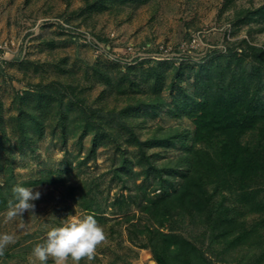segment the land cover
I'll list each match as a JSON object with an SVG mask.
<instances>
[{
	"label": "rangeland",
	"instance_id": "obj_1",
	"mask_svg": "<svg viewBox=\"0 0 264 264\" xmlns=\"http://www.w3.org/2000/svg\"><path fill=\"white\" fill-rule=\"evenodd\" d=\"M85 3L0 0V44L6 47L0 60V115L6 130L5 135L0 133V185L9 171L15 183L42 181L29 186L41 193L33 202L36 216L25 212L8 221V208L0 210V234L15 236L0 256V264H39L32 250L45 241L47 232L61 226L69 215L87 214L95 216L108 239L91 262L81 264H155L147 249L127 238L131 223L150 225L138 205L144 195L158 191L155 174L139 158L137 142L158 127L184 128L192 134L191 118L171 116L168 106L175 97L183 110L193 98L196 78H205L203 70L216 62L238 93L256 91L264 103V66L246 55V45L264 51V0H128L81 12ZM128 47L134 51L145 47L152 53L161 50L165 60L154 69L135 64L128 72L125 64L136 54H130ZM180 69L183 73L177 81ZM95 70L104 71L111 83L107 85ZM55 82L71 87L60 96L65 135L52 111L44 118L41 135L32 128L31 142L20 139L10 120L16 115L19 97ZM157 96L167 106L146 104ZM129 105L132 108L123 111ZM190 107L184 113L191 114L194 104ZM100 125L112 127L114 138L98 133V146L91 152L92 137ZM154 143L147 154L157 164L180 153ZM122 155L130 160L132 171L120 166ZM259 199L264 200V190ZM263 215L246 214V225ZM171 230L209 253L203 228L185 221ZM245 254L237 250L225 253V258L228 264H236Z\"/></svg>",
	"mask_w": 264,
	"mask_h": 264
},
{
	"label": "trees",
	"instance_id": "obj_2",
	"mask_svg": "<svg viewBox=\"0 0 264 264\" xmlns=\"http://www.w3.org/2000/svg\"><path fill=\"white\" fill-rule=\"evenodd\" d=\"M114 1L123 3L128 0H85L81 12L93 8L106 9ZM241 42L247 43L246 40ZM246 46V55L259 66H264V51L256 46ZM146 51L151 52L149 49ZM164 60L135 58L125 65L128 72L135 64H146L149 69H154L156 64ZM207 70H203L207 74L205 78H196L193 98L183 110L176 104L175 97L171 106H168L171 116L185 114L191 118L192 134L184 128L158 127L149 138L137 142L139 158L144 163L143 167L155 174L158 191L154 196L144 195L138 205L139 211L150 220V225L137 226L131 223L127 238L147 249L155 264H228L225 253L237 250H245L247 254L237 258L239 263L236 264H263L264 200L259 199V195L260 190H264V103L259 102L256 91L251 94L248 91L245 94L238 93L220 63L216 62ZM182 71L180 69L176 73L177 81L181 79ZM95 72L107 85L111 83V78L104 71ZM155 77L158 80L160 74L156 73ZM35 88V91H25L19 97L16 115L10 118L15 123L20 139L31 142L34 137L32 128L41 135L44 118L52 111L58 115V124L62 126L64 136L65 117L60 96L62 90L71 87L55 82L45 88ZM28 95L35 99L30 101L25 97ZM153 102L157 106H167L160 96L146 104L153 106ZM193 104L192 113H184ZM131 108L129 105L123 111ZM86 117L89 119L88 115ZM122 117L130 125L129 120ZM4 121L0 115V133L3 135L6 134ZM98 127L92 137L91 152L98 146V133L107 136L114 133L110 126ZM152 141L165 149L177 148L180 153L173 159L157 164L147 154ZM142 162L139 161V164ZM120 166L123 170L132 171L130 160L124 155L120 159ZM118 170L116 174H120ZM41 182L37 179L15 183L9 171L0 185V210L5 209L12 198L13 186L29 187ZM230 200L232 203L228 204ZM250 213L263 216L258 222L247 226L245 217ZM125 221L131 222L130 218H125ZM185 221L203 228L209 253L171 230L176 224ZM166 226L171 229L166 231ZM255 250H259L256 255L253 253Z\"/></svg>",
	"mask_w": 264,
	"mask_h": 264
},
{
	"label": "clouds",
	"instance_id": "obj_3",
	"mask_svg": "<svg viewBox=\"0 0 264 264\" xmlns=\"http://www.w3.org/2000/svg\"><path fill=\"white\" fill-rule=\"evenodd\" d=\"M12 198L7 204L6 220L11 221L22 217L25 212L35 215L34 201L40 199L41 193L32 188L15 185L11 189ZM107 233L97 222L93 214L82 218L69 215L59 227L51 228L42 244L36 245L32 256L39 264H47L49 259L53 264H81V261L91 262L97 249L107 242ZM15 241L14 234H0V256L5 249Z\"/></svg>",
	"mask_w": 264,
	"mask_h": 264
},
{
	"label": "built area",
	"instance_id": "obj_4",
	"mask_svg": "<svg viewBox=\"0 0 264 264\" xmlns=\"http://www.w3.org/2000/svg\"><path fill=\"white\" fill-rule=\"evenodd\" d=\"M127 49L132 55L136 51V54H134V56L132 57V59H130V61L134 60L135 58L142 59L144 57H150L152 59H162V55H163L160 52L161 50H158L159 53H152V51L148 53L145 47H140L139 49H135V51L131 47H128ZM4 50H6V47L0 44V60H1L2 54L4 53Z\"/></svg>",
	"mask_w": 264,
	"mask_h": 264
}]
</instances>
